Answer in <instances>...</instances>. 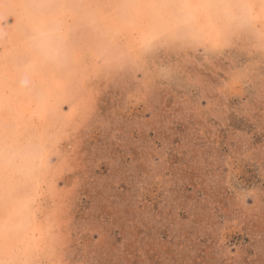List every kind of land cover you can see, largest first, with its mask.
Masks as SVG:
<instances>
[{
  "label": "rangeland",
  "instance_id": "374dc122",
  "mask_svg": "<svg viewBox=\"0 0 264 264\" xmlns=\"http://www.w3.org/2000/svg\"><path fill=\"white\" fill-rule=\"evenodd\" d=\"M185 1L0 0V264H264V0Z\"/></svg>",
  "mask_w": 264,
  "mask_h": 264
},
{
  "label": "bare ground",
  "instance_id": "6f19581e",
  "mask_svg": "<svg viewBox=\"0 0 264 264\" xmlns=\"http://www.w3.org/2000/svg\"><path fill=\"white\" fill-rule=\"evenodd\" d=\"M184 1H185V0H184ZM184 1H182V2H184ZM180 2H181V0H180ZM182 2H181V3H182ZM185 2H188V1H185ZM188 3H189V2H188ZM183 5H184V4H183ZM183 5H181V6H182L181 8H183V10H184V6H183ZM190 5H191V4H190ZM185 6H186V5H185ZM191 6H192V5H191ZM189 7H190V6H189ZM189 7L186 6V10H187V8L189 9ZM190 10L193 11V9H190ZM54 12H55V11H54ZM190 13H191V12H190ZM156 14H157V13H156ZM187 14H188V13H187ZM185 16L189 17L190 14H189V16L185 14ZM193 17H194V15H193ZM186 19H187V18H186ZM187 21H190V20H187ZM192 21H193V20H192ZM189 23H190V22H189ZM29 73H30V72H29ZM5 104H6V103H5ZM6 125H7V124H6ZM3 126H4V125H3Z\"/></svg>",
  "mask_w": 264,
  "mask_h": 264
}]
</instances>
